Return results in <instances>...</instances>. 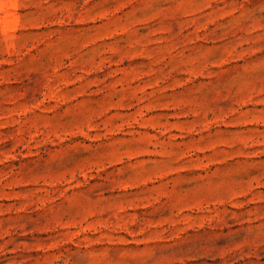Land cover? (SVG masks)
<instances>
[{"label": "rangeland", "instance_id": "rangeland-1", "mask_svg": "<svg viewBox=\"0 0 264 264\" xmlns=\"http://www.w3.org/2000/svg\"><path fill=\"white\" fill-rule=\"evenodd\" d=\"M0 264H264V0H0Z\"/></svg>", "mask_w": 264, "mask_h": 264}]
</instances>
